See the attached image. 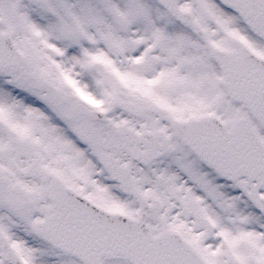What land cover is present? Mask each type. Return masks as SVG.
Listing matches in <instances>:
<instances>
[{"label": "snow or ice", "instance_id": "1", "mask_svg": "<svg viewBox=\"0 0 264 264\" xmlns=\"http://www.w3.org/2000/svg\"><path fill=\"white\" fill-rule=\"evenodd\" d=\"M0 264H264V0H0Z\"/></svg>", "mask_w": 264, "mask_h": 264}]
</instances>
